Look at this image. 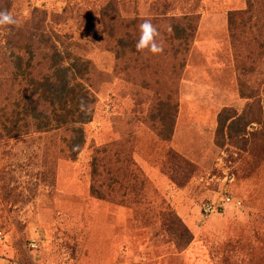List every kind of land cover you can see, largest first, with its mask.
I'll return each instance as SVG.
<instances>
[{
  "label": "rangeland",
  "instance_id": "1",
  "mask_svg": "<svg viewBox=\"0 0 264 264\" xmlns=\"http://www.w3.org/2000/svg\"><path fill=\"white\" fill-rule=\"evenodd\" d=\"M6 5L14 27L44 12L59 50L88 62L96 101L75 155L66 129L0 130V264H264V159L214 138L218 111L250 101L241 87L264 107V0ZM145 20L162 53L136 50Z\"/></svg>",
  "mask_w": 264,
  "mask_h": 264
},
{
  "label": "trees",
  "instance_id": "2",
  "mask_svg": "<svg viewBox=\"0 0 264 264\" xmlns=\"http://www.w3.org/2000/svg\"><path fill=\"white\" fill-rule=\"evenodd\" d=\"M5 3L7 4V0H0V10L9 12L10 6L7 7ZM43 13L35 8L32 17L22 22V29L20 26L10 25L11 31L6 33L5 28L9 25L0 26L5 29V35L2 36L5 42L0 44V63L8 66L7 82L11 88L15 87L12 89L14 94L8 105V113L1 109V101H5L8 96L0 93V130L7 137H12L63 128L68 131V151L75 155L84 143L82 124L91 120L96 101L85 81L88 62L69 51L59 50L56 43L58 35L55 34V38H52V34L43 28ZM104 27L109 33L112 32L111 25L105 24ZM173 29L176 34H181L183 30L178 25ZM34 41L41 44L33 43ZM117 42L122 44L120 38ZM240 94L250 101L241 112H236L232 107H223L218 111L215 143L223 146L243 141V149L248 154L258 160L264 159V107L260 102L261 98L255 97L244 86L243 90L241 87ZM82 103L85 105L84 111L81 110ZM169 120L164 137L171 131L172 121ZM255 123L258 126L248 131L247 128ZM256 138L262 143H256ZM93 173H96V168ZM92 190L95 188L92 187ZM174 216L177 215L174 213Z\"/></svg>",
  "mask_w": 264,
  "mask_h": 264
},
{
  "label": "clouds",
  "instance_id": "3",
  "mask_svg": "<svg viewBox=\"0 0 264 264\" xmlns=\"http://www.w3.org/2000/svg\"><path fill=\"white\" fill-rule=\"evenodd\" d=\"M19 21L7 10H0V26L16 25ZM139 39L136 41L137 51L147 49L152 54H159L164 51L162 42H157L159 32L150 20H145L139 25ZM81 110H85V105L81 104Z\"/></svg>",
  "mask_w": 264,
  "mask_h": 264
},
{
  "label": "built area",
  "instance_id": "4",
  "mask_svg": "<svg viewBox=\"0 0 264 264\" xmlns=\"http://www.w3.org/2000/svg\"><path fill=\"white\" fill-rule=\"evenodd\" d=\"M228 199V198H227ZM32 245V244H31Z\"/></svg>",
  "mask_w": 264,
  "mask_h": 264
}]
</instances>
